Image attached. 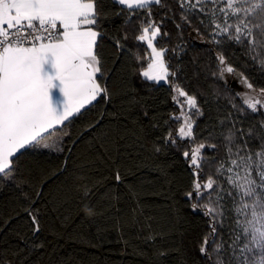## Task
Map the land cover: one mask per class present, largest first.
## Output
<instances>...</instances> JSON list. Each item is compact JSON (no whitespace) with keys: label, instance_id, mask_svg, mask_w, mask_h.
I'll return each instance as SVG.
<instances>
[{"label":"snow or ice","instance_id":"1","mask_svg":"<svg viewBox=\"0 0 264 264\" xmlns=\"http://www.w3.org/2000/svg\"><path fill=\"white\" fill-rule=\"evenodd\" d=\"M177 11L179 37L184 26L198 20L201 27L193 31L213 46V75L225 84L232 75L244 89L229 99L230 111L218 114L215 123L209 118L207 136L196 131L205 116L198 95L184 86L182 68L173 63L184 46L163 43L170 36L162 31L163 23ZM110 14L132 26L131 36L126 28L114 40L117 53L128 52L144 80L169 86L175 111L166 123L176 127H169L152 152L159 154L167 146L183 149L192 174L183 197L207 222L199 254L206 264H264V86L235 67L225 48L229 43L241 46L242 54L264 72V0H112L111 5L106 0H0V189L11 183L35 204L42 191L33 199L16 183L24 179L21 156L68 153L61 169L66 171L83 136L71 140V128L84 120V131L91 132L103 120V112L91 119L88 114L112 99L101 55L103 25ZM130 40L135 43L129 45ZM141 45L146 46L143 54L132 51ZM250 116L260 119L246 125ZM121 179L117 169L115 180ZM81 187L86 198L87 185ZM26 212L38 233L40 209L29 206ZM94 215L89 207L88 216Z\"/></svg>","mask_w":264,"mask_h":264},{"label":"trees","instance_id":"2","mask_svg":"<svg viewBox=\"0 0 264 264\" xmlns=\"http://www.w3.org/2000/svg\"><path fill=\"white\" fill-rule=\"evenodd\" d=\"M106 3L111 5L112 0ZM180 22L179 11L174 19L164 21L162 31L170 36L163 43L184 46L173 63L182 68L180 80L184 86L198 95L205 116L197 121L196 131L207 136L209 118L215 123L218 114L230 111L229 99L238 90L230 80L225 84L213 75V46L193 31V27H201L199 21L193 20L192 27L184 26L182 38L175 26ZM103 27L106 35L101 55L112 99L94 107L88 116L91 119L103 112L104 118L91 132L84 131V120L71 128V140H77L82 132L83 136L67 161L66 171L61 169L68 153L43 151L21 156L19 169L24 179L16 183L22 184L23 193L33 199L37 192L42 191V195L31 204L11 183L0 189V262L206 264L198 251L207 232L206 219L192 212L183 197L192 181L181 155L183 149L167 146L159 154L152 152V145L162 143L169 127H176L166 123L175 111L169 86L144 80L139 69L132 67L128 52L117 53L114 40L126 28L132 35V26L125 25L122 17L110 14ZM145 47L132 51L143 54ZM225 48L235 67L258 86H264V72L242 54L241 46L229 43ZM235 102L239 104L240 100ZM258 119L250 116L245 124ZM117 169L122 177L119 183L115 180ZM85 184L89 193L86 198L81 187ZM29 206L40 209L41 230L35 234L26 212ZM89 207L95 209L92 217L88 216ZM161 251L167 255L160 256Z\"/></svg>","mask_w":264,"mask_h":264},{"label":"rangeland","instance_id":"3","mask_svg":"<svg viewBox=\"0 0 264 264\" xmlns=\"http://www.w3.org/2000/svg\"><path fill=\"white\" fill-rule=\"evenodd\" d=\"M227 79L230 80V82L236 86V89L238 91H241V92L244 91L243 87L237 83L236 78L234 76L228 75ZM160 83H164V82H160Z\"/></svg>","mask_w":264,"mask_h":264}]
</instances>
